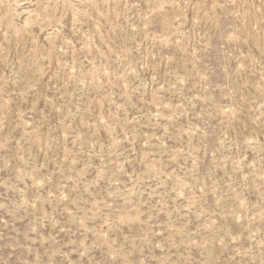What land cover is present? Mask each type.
<instances>
[{
	"label": "rangeland",
	"instance_id": "1",
	"mask_svg": "<svg viewBox=\"0 0 264 264\" xmlns=\"http://www.w3.org/2000/svg\"><path fill=\"white\" fill-rule=\"evenodd\" d=\"M0 264H264V0H0Z\"/></svg>",
	"mask_w": 264,
	"mask_h": 264
}]
</instances>
